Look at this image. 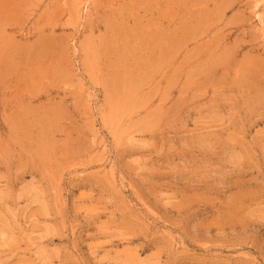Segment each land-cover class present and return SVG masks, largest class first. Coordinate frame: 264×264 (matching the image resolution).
<instances>
[{
    "label": "rangeland",
    "instance_id": "374dc122",
    "mask_svg": "<svg viewBox=\"0 0 264 264\" xmlns=\"http://www.w3.org/2000/svg\"><path fill=\"white\" fill-rule=\"evenodd\" d=\"M0 264H264V0H0Z\"/></svg>",
    "mask_w": 264,
    "mask_h": 264
}]
</instances>
